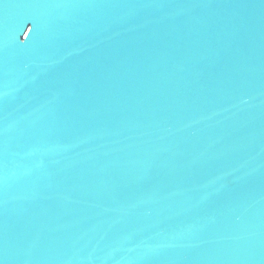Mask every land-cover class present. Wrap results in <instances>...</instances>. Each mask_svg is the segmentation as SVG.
Listing matches in <instances>:
<instances>
[{
	"label": "water",
	"instance_id": "95a60500",
	"mask_svg": "<svg viewBox=\"0 0 264 264\" xmlns=\"http://www.w3.org/2000/svg\"><path fill=\"white\" fill-rule=\"evenodd\" d=\"M0 264H264V0H0Z\"/></svg>",
	"mask_w": 264,
	"mask_h": 264
}]
</instances>
